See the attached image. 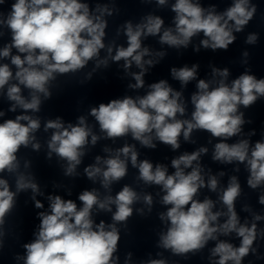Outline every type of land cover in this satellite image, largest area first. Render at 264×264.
<instances>
[{
  "label": "clouds",
  "instance_id": "obj_1",
  "mask_svg": "<svg viewBox=\"0 0 264 264\" xmlns=\"http://www.w3.org/2000/svg\"><path fill=\"white\" fill-rule=\"evenodd\" d=\"M154 2L157 8L170 7L175 13L171 25L166 26L162 16L152 13L141 17L136 24L127 20L117 29V35L122 31L126 36L127 46L114 47V42L105 43L106 17L120 13L114 2L90 5L86 0H12L5 12L2 8L7 0H0V28L9 30L11 35L10 42L0 48V60L10 61L0 63V94L11 102L9 112L22 110L14 119L0 123V250L4 248L8 217L19 193L31 190L35 208H44L36 199L37 194L44 193L30 172L20 170L17 153L29 146L40 150L36 133L41 129V119L30 113L40 112L42 97L51 98V82L58 74H74L85 69L90 61L94 62L95 71L101 65L106 67L109 58L114 62L123 60L125 71L133 64L139 69L131 73L135 83L128 87L143 89L145 74L167 55L165 50L153 51L144 46L146 38H158L160 45L179 51L187 49L193 38L202 33L203 38L194 46L196 52L201 47L227 50L237 40L235 34L243 33L256 18L259 7L253 0H232L223 11H217L216 4L204 6L201 0ZM141 3L151 4L153 0H141ZM3 35L0 32V36ZM259 38V33L250 32L244 43L256 45ZM105 49L107 56L101 58ZM249 56L248 50L242 52L243 65H248ZM198 68V64H193L170 69L172 79L179 81L181 90L161 79L148 84V91L143 95H125L92 107L89 115L98 123L103 137L93 131L83 115L76 124H65L60 117L47 120L43 130H53L47 141L48 158L54 153L65 162L64 175L75 177L79 175L77 168L89 144L95 146L102 138L115 142L130 136L142 148L154 150L159 142L175 152L181 148V138L195 143L192 134L203 131L217 140L211 159L221 165L235 164V172L243 165L248 173L246 186L257 192V204L264 206V139L252 143L250 138L256 131L244 133L243 126L251 124L252 120L246 119L245 112L241 111V106L249 109L264 99V78L258 79L250 67H246L229 82V69L213 66L212 78L204 79L198 78ZM91 74H87L88 78ZM192 81L196 82V91L190 98L189 117L183 89ZM5 115V111L0 110V117ZM233 137L239 138L230 143ZM103 151L108 155L95 156L94 163L83 169L86 177L93 184L99 183L103 192L95 187L81 191L79 207L73 199L48 195L49 211L38 213L40 222L35 239L23 244L25 254L17 255V260H22L23 264H120L121 228L118 225L127 228L135 204L142 202L149 214L154 204L152 193H140L127 183L112 195V185L128 176L129 164L138 172L134 177L137 185L159 186L156 195L166 206V211L159 213V219L167 228L159 233L158 248L187 260L190 255L201 253L212 241L215 243L208 250L209 264H244L250 254L264 260L257 251V241H264V226H260L264 222V207L254 211L251 204H242L240 210L251 217L242 222L237 202L246 198L247 193L237 175H231L227 185L221 186L220 178L226 172L213 173L202 163L201 157L208 154V147L184 151L172 158L174 171L171 173L164 163L140 159L135 143H125L116 149L106 146ZM29 166L26 161L24 168ZM5 173L14 176V191L8 179L3 178ZM202 189L216 193V199L207 195L201 199ZM135 211L141 216L146 214L144 208ZM99 212L111 213V223L104 220L97 223L93 216ZM233 234L239 239L238 246L221 239ZM156 256L158 258H152L149 254L140 264H176L170 262L163 251ZM132 258L133 253L127 252L124 264H132Z\"/></svg>",
  "mask_w": 264,
  "mask_h": 264
},
{
  "label": "water",
  "instance_id": "obj_2",
  "mask_svg": "<svg viewBox=\"0 0 264 264\" xmlns=\"http://www.w3.org/2000/svg\"><path fill=\"white\" fill-rule=\"evenodd\" d=\"M12 0H7L2 10L7 12ZM90 5H94L97 2H107L109 4L115 3L120 9L119 15L114 14L111 17H106L108 20V27L106 29V45L114 42L116 46H127V38L121 31L117 35V29L127 20H132L134 24L139 23L141 17L152 13L154 15H160L165 20V25L170 26L172 19L175 15L170 7L157 8L153 0L151 4L141 3V0H86ZM174 0H169V4ZM232 0H201L204 6L209 4H216L217 11H223L231 4ZM258 4V13L256 18L250 22L243 33H236L237 40L229 46L227 50L217 49L212 51L211 49L200 48L199 52L194 50V46L198 45L200 39L203 38L201 33L198 37H194L192 44L187 49L181 48L179 51L173 48H169L167 45H160L158 38L148 37L143 41L144 46H148L153 51L165 50L167 55L160 61L155 67L149 69L145 74V87L143 89L133 90L128 87L130 83H135L131 76V73L138 72L139 69L132 65L130 69L125 71L123 64L124 61L114 62L109 58L108 65L105 67L101 65L93 71L94 62H89V65L76 73H68L57 75L56 80L51 82L50 91L52 96L50 99L44 100L42 97L41 110L39 113H30L34 116H39L41 119V129L36 133L37 140L41 144L39 151H35L29 146L28 148H21L17 153L20 160L21 171L30 172L35 181L40 185L43 195H36V199L40 200L44 204L43 209L35 208L34 201L32 200L33 193L31 190L21 192L16 197V204L12 210V213L8 217L5 245L3 250H0V264H23L22 260H17V255L23 256L25 249L23 244L29 243L35 239L34 233L39 229L40 218L38 213L41 211H49L48 195H60L64 199H73L77 202L78 207L80 202L78 201V195L81 191L95 187L100 189L99 183L93 184L84 174V167L88 164L94 163V158L97 155L102 157L108 154L103 151L104 147H110L116 149L122 147L125 143H135L138 151L140 152V159L148 158L154 164L164 163L168 165L169 172L174 169L171 168V159L175 156L183 153L184 151H194L201 146L209 148L208 154L201 157L202 163L206 168H211L213 173L219 171H225L226 175L221 179V186H226L228 179L231 175H237L242 188L247 193L246 198H242L237 202V211L242 218L251 219L250 214L241 211V205L249 203L252 205L254 211H261L262 207L257 204V192L249 189L246 186V179L248 173L243 165H240V171L235 172V164L233 165H221L218 162H214L211 159L214 143L217 142L216 138H212L210 133L203 131H194L192 139L195 143L185 142L181 138V148L173 152L170 146H166L157 142L156 149L142 148L138 142L133 141L130 136L119 138L115 142L108 139H100L95 146L89 144L86 155L82 158V164L78 166L77 172L79 175L75 177H68L64 175L62 165L64 161L60 160L54 153L51 158H48L47 141L50 139L53 130L45 132L43 130V124L49 119H56L60 117L65 124H76L78 117L85 116L87 122L93 127V131L103 137V133H100L98 123L94 117L89 115V111L92 107H98L100 103H108L112 99H120L125 95L137 96L143 95L148 91L147 85L150 83L158 82L161 79H166L176 89L181 90L179 81L173 80L170 74L172 67H183L188 65L191 67L193 64H198V78L211 79V67L216 68H228L230 75L228 81L237 78L244 72L246 67H250L251 73L256 75L258 79L264 78V0H253ZM0 32L4 35L0 36V48H3L6 43L11 40L9 30L0 28ZM250 32L259 33V41L256 45L245 44L246 36ZM248 50L250 53L248 65L241 63L242 52ZM13 54H16V50L13 49ZM107 56L106 49L102 50L101 58ZM148 59V57H145ZM0 63H10L7 59L0 60ZM91 72V77L88 78L87 74ZM217 79H219L217 77ZM196 82H190L184 89L183 94L188 105V116L192 111V105L190 98L192 93L196 91ZM25 96L28 95L27 90L24 92ZM11 102H9L3 94H0V110L5 111L6 115L0 117V123L5 119H14L15 115L20 114L21 109H17L16 113L8 111ZM241 111L245 112V118L252 120L251 124H245L243 126L244 133L255 129L256 135L250 139L252 143L255 141L264 139L262 132H264V99L258 100L254 106L249 109H244L241 106ZM239 137H233L229 142H235ZM246 138V137H245ZM212 140L209 144L208 141ZM29 162V167L24 168V163ZM138 172L136 169L131 168L129 164L128 176L112 185V195H115L122 186L127 183L134 187L138 192H150L153 194L154 204L152 212L147 213V206L142 202L135 204L134 214L129 218L127 222V228L122 225H118L121 228V241H120V264H124V257L127 252L133 253L132 264H140L141 260H147L149 254L152 258H158L157 252H164V256L167 257L170 262L175 261L176 264H209L208 255L209 248L214 246L215 242L210 241L207 248L201 253L196 255H190L189 259L184 260L180 257H173L169 252L164 251L157 247L159 240V233L166 231L167 225L165 222L159 219V213L166 211V206L162 205L159 200L160 196L156 193L159 191V186H146L142 183L137 185L134 180L135 175ZM3 178L8 179L12 190H15L14 176L11 174H3ZM103 192V189H100ZM162 195V193H161ZM210 196L216 199V193H211L207 189L201 190V199L203 196ZM218 207H220L218 205ZM138 208L145 209V215H139L135 210ZM115 210L113 206V211ZM93 219L99 223L100 220H104L106 223H111V213L99 212L94 213ZM223 220V218H221ZM260 226H264V222H261ZM221 239H228L230 242L239 245V239L233 234L231 237H221ZM258 254L264 256V241H257ZM264 264V260H257L255 256L249 255L245 258L244 264Z\"/></svg>",
  "mask_w": 264,
  "mask_h": 264
}]
</instances>
